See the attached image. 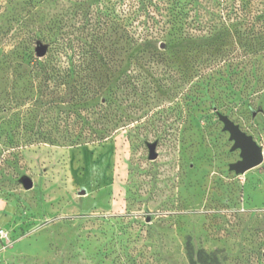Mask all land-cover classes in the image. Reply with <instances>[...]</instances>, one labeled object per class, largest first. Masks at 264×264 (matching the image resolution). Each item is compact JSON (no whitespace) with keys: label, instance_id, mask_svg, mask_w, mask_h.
<instances>
[{"label":"rangeland","instance_id":"obj_1","mask_svg":"<svg viewBox=\"0 0 264 264\" xmlns=\"http://www.w3.org/2000/svg\"><path fill=\"white\" fill-rule=\"evenodd\" d=\"M125 3L0 0V264H264V165L230 169L240 150L219 119L264 147V41L245 38L264 24L198 6L194 39L121 54ZM211 16L229 19L224 39ZM79 42L97 68L62 78Z\"/></svg>","mask_w":264,"mask_h":264},{"label":"trees","instance_id":"obj_2","mask_svg":"<svg viewBox=\"0 0 264 264\" xmlns=\"http://www.w3.org/2000/svg\"><path fill=\"white\" fill-rule=\"evenodd\" d=\"M121 5H125V1L130 2L134 7L132 11L122 10L117 19L116 29L118 31L119 38V52L121 54L127 53H142L145 52V45H152L158 42L164 44L165 39H184L192 40L197 32V7L199 8H214L222 11H230L235 8H241V11L246 12V16L252 14V19L247 21L257 22L262 21L264 24V6L262 0H118ZM256 7L254 11H247L249 7ZM263 6V7H262ZM107 26L110 18V14L105 15ZM155 16V17H153ZM204 28L207 30L210 36H216L219 32L221 38L224 39L225 34L228 33V29L231 27L229 19L225 17L218 18L216 20L212 18L204 21ZM262 28V29H260ZM245 38L250 42L258 40L260 43L264 41V27L249 28L245 32ZM78 47L81 52L76 64L68 67H64V77H68L70 73L76 75L81 80L88 79L89 75L95 72L99 61H96V53H92L87 50L88 48H94L93 51L98 49L94 46H86L84 43L79 42ZM253 44L251 45L250 54L255 56L258 51L263 49L254 50ZM150 47V46H148ZM161 56V54L158 53ZM107 62V61H105ZM110 62V61H109ZM136 66V65H135ZM34 68V67H33ZM60 68V67H59ZM36 71L43 73L47 78H53L55 74L52 72H58L55 67H48L46 63L38 62L35 67ZM36 72V73H37ZM128 72V74H127ZM132 70L125 69L121 87L123 89L135 88L131 85L130 80L133 76H130ZM58 80L61 78L59 74H56ZM60 82V81H59ZM65 84V83H63ZM78 90L76 92L77 100L84 97L82 101H92L94 93H92V85L86 82H78ZM99 135H95L97 141L103 140L110 132L109 129H101ZM73 143V142H71ZM77 144V141L74 143Z\"/></svg>","mask_w":264,"mask_h":264},{"label":"water","instance_id":"obj_3","mask_svg":"<svg viewBox=\"0 0 264 264\" xmlns=\"http://www.w3.org/2000/svg\"><path fill=\"white\" fill-rule=\"evenodd\" d=\"M159 48L163 49L164 44L160 43ZM35 53L37 58H42L46 54V49L43 46H37ZM219 119L224 125V130L229 133L230 139L233 141L232 150H240L241 160L231 164L230 169L237 174H243L253 168L259 167L262 164L260 146L226 116L220 115ZM156 158L155 145L152 144L149 146V160L153 161ZM22 185L26 190H30L33 187L32 181L28 178L22 180ZM83 194H85L84 191L80 193V195Z\"/></svg>","mask_w":264,"mask_h":264},{"label":"built area","instance_id":"obj_4","mask_svg":"<svg viewBox=\"0 0 264 264\" xmlns=\"http://www.w3.org/2000/svg\"><path fill=\"white\" fill-rule=\"evenodd\" d=\"M260 148H261V157H262V164L261 165H264V147L260 146Z\"/></svg>","mask_w":264,"mask_h":264}]
</instances>
